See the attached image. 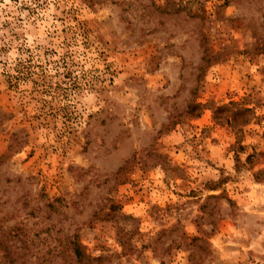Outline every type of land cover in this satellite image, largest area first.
Wrapping results in <instances>:
<instances>
[{"label":"rangeland","instance_id":"1","mask_svg":"<svg viewBox=\"0 0 264 264\" xmlns=\"http://www.w3.org/2000/svg\"><path fill=\"white\" fill-rule=\"evenodd\" d=\"M16 225L0 264H264V0H0Z\"/></svg>","mask_w":264,"mask_h":264},{"label":"trees","instance_id":"2","mask_svg":"<svg viewBox=\"0 0 264 264\" xmlns=\"http://www.w3.org/2000/svg\"><path fill=\"white\" fill-rule=\"evenodd\" d=\"M246 112L249 110H245ZM21 229L18 225L9 228L8 231H3V227L0 226V250H2L5 254H10L11 246H16L17 243L22 242L23 238H20L17 230ZM13 232V233H12ZM71 245L73 247V254L75 255L76 260L81 264H89L91 260L83 251L82 245L80 242L74 237L71 241ZM14 263V260L10 261Z\"/></svg>","mask_w":264,"mask_h":264}]
</instances>
